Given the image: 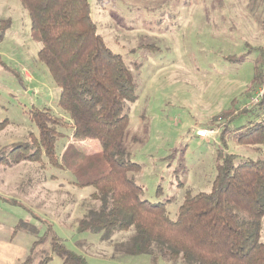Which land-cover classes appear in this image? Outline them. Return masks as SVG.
Masks as SVG:
<instances>
[{"label": "rangeland", "instance_id": "rangeland-1", "mask_svg": "<svg viewBox=\"0 0 264 264\" xmlns=\"http://www.w3.org/2000/svg\"><path fill=\"white\" fill-rule=\"evenodd\" d=\"M88 2L97 32L133 78L137 98L124 108L128 126L121 147L140 169L128 176L141 187V200L165 204L174 220L186 192L211 190L218 151L235 155L237 161L264 156V144L237 145L230 133L223 144L219 128L207 125L227 113L230 131L247 125L243 111L249 110L244 106L260 83L249 91L260 54L245 44L264 50V0ZM0 19L11 22L0 42V62L18 73L17 78L0 66V123L7 121L0 131V159L10 161L13 147L37 136L31 111L63 113L57 106L59 89L37 58L41 46L31 39L20 1L0 0ZM262 74L260 69V79ZM261 119L264 123V114ZM204 129L218 133L196 137L195 130ZM58 130L64 135L55 146L60 153L70 131ZM81 146L93 150L90 144ZM92 191L75 187L69 173L47 165L22 162L10 167L0 161V264H21L27 258L38 264L46 256L47 264H62L51 249L54 237L88 264H180L117 251L116 245L126 242L132 231L109 241L77 232V222L94 206ZM260 237L264 244V217Z\"/></svg>", "mask_w": 264, "mask_h": 264}, {"label": "trees", "instance_id": "trees-1", "mask_svg": "<svg viewBox=\"0 0 264 264\" xmlns=\"http://www.w3.org/2000/svg\"><path fill=\"white\" fill-rule=\"evenodd\" d=\"M19 1L29 18L31 39L41 46L37 58L59 89L57 106L63 116L46 108L31 111L37 136L13 147L10 161H0L10 167L22 162L47 165L69 173L75 187L92 188L89 201L94 206L77 222L76 231L99 234L101 241L132 231L126 242L116 245L117 251L180 264H264V156L237 161L235 155L218 151L211 190L186 192L171 220L165 204L140 199L141 187L128 176L140 169L121 147L128 126L124 108L137 98L133 78L97 32L88 0ZM10 26V20L0 19V42ZM245 46L260 54L251 91L264 68V50ZM0 66L18 78L17 72ZM248 109L243 111L247 125L237 129L229 130L228 113L207 125L219 128L223 144L230 133L237 145L258 148L264 144V98ZM6 125L1 122L0 131ZM63 128L70 131V140L57 153L56 143L64 136L58 129ZM84 143L96 149L86 150ZM51 249L62 264H88L55 237ZM49 261L46 256L38 264ZM29 263L27 258L21 264Z\"/></svg>", "mask_w": 264, "mask_h": 264}, {"label": "built area", "instance_id": "built-area-1", "mask_svg": "<svg viewBox=\"0 0 264 264\" xmlns=\"http://www.w3.org/2000/svg\"><path fill=\"white\" fill-rule=\"evenodd\" d=\"M264 98V68H263V74H262V79H260V83L258 84L257 89L254 91V97L250 100V102L244 106L245 108H249L254 106L255 104L259 103L261 99ZM218 132L214 129H204V130H195L194 134L196 137L201 138V139H206L213 137L217 134Z\"/></svg>", "mask_w": 264, "mask_h": 264}]
</instances>
